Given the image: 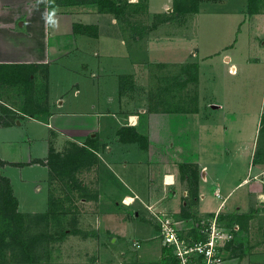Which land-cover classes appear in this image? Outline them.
<instances>
[{
	"label": "crops",
	"instance_id": "0c3cea01",
	"mask_svg": "<svg viewBox=\"0 0 264 264\" xmlns=\"http://www.w3.org/2000/svg\"><path fill=\"white\" fill-rule=\"evenodd\" d=\"M110 1L121 9L122 5L139 7L146 18H159L146 23L152 26L147 33L127 31L123 35L119 18L98 0H50L38 10L31 7L35 0H0V175L8 178L17 211L24 216L47 212L54 196L52 180L67 169L70 177H74L72 170L79 174L75 184L79 193H71L78 201L124 203L138 217L144 208L145 218L156 227L148 223L151 226L139 232L143 239L136 241L148 243L143 256L156 255L154 263L163 246L158 223L145 205L153 204L156 210L176 217L179 204L186 202L194 204L197 217L216 211L220 203L221 211H226L233 201H241L236 205L239 213L247 211L243 195L262 124L256 123L252 138L245 139L229 103L212 101L201 68L221 51L218 46L205 51L197 26L202 19L232 26L220 49L224 50L222 61L234 67L230 72L229 66L228 73L237 76L243 68L236 60L237 48L245 49L246 62L264 61V4L258 0H200L197 12L174 16V0ZM220 8V13L200 17L201 12ZM55 9L58 27L49 29L43 17ZM179 42L191 45L188 58L175 53ZM167 50L172 55L163 54ZM88 56L92 63L84 61ZM70 59L80 65L69 69L75 72L73 79L68 69H54L58 61ZM151 60L197 64V93L191 109L150 107L146 86L137 82H142L138 74L147 72L146 63ZM12 78L20 93L9 91ZM124 78L134 81L133 87L122 89ZM26 106L41 111L31 110L20 117V108ZM263 113L264 100L260 118ZM232 122L238 126L232 127ZM50 153L67 159L64 171L59 164L51 169ZM179 164L196 169V180L189 181V168ZM92 166L97 169L91 180ZM194 186L196 190L191 191ZM106 217L114 220L118 216L108 213ZM260 257L250 264H264V253ZM233 261L225 255L223 264Z\"/></svg>",
	"mask_w": 264,
	"mask_h": 264
},
{
	"label": "rangeland",
	"instance_id": "374dc122",
	"mask_svg": "<svg viewBox=\"0 0 264 264\" xmlns=\"http://www.w3.org/2000/svg\"><path fill=\"white\" fill-rule=\"evenodd\" d=\"M258 1H262L264 4V0ZM222 11V8L214 11L207 10L201 12L200 17H207ZM109 13L117 19L119 18L123 35L127 34V31L134 35L147 33L152 26L146 23H151L159 18H146L139 7L130 9L125 5H122L121 10L115 13L109 10ZM201 21L203 23L197 26V36L205 51L212 52L217 46L219 47L218 51H221L214 55L213 61L202 64L201 72L204 77H207L209 94L213 97L212 101L214 102L227 101L229 103L231 114L236 113L238 125L242 127V131H245L244 138L250 139L256 123L261 120L258 113L264 100V61L254 62L251 60L246 62L244 60L246 52L241 46L236 50V60L243 64V68L240 69L237 76L230 75L227 71L230 63L226 64L222 61L224 50L220 48L226 43L223 40L227 37L228 29L232 26L225 21H218L217 23L212 19L207 21L202 19ZM175 48V53L181 57H189L188 52L191 45L188 43L179 42ZM163 54L172 55L170 50ZM84 61L92 63L93 58L88 56ZM233 61L235 62V60ZM146 64L148 65L147 72L143 70L141 74H138V78L142 82H137V84L146 86L144 92L149 98L151 107L153 104H168L161 106L160 109L188 110L192 108L190 104L194 103L197 93L194 68L186 65L188 63L185 62L165 63L161 60H151ZM78 67L80 65L75 59L64 60V62L58 61L54 65L56 70L57 68L59 70L68 69L70 79H73L75 72L69 69ZM66 77L67 74L65 73V80ZM133 82L130 78H124L121 81L125 85L122 89L133 87ZM15 85L12 82L11 87L8 86L9 91L20 93ZM72 93L73 91L70 90V97H72ZM175 103L179 105H174ZM73 106L75 109L78 107L77 104L73 105L72 103L71 107ZM25 108L34 113L41 111L29 106ZM33 116L37 117V115ZM20 117L22 116L20 115ZM233 124L235 126V123L232 122V127ZM238 125L236 124L235 127ZM262 128V133L258 132L259 137L253 159L254 165L250 164L252 161L249 162V168L252 166L253 169L252 171L248 169V183L245 184V195H243L244 200H246L247 211L246 213H239L236 205L241 201H233L227 206L226 211H221L222 217L227 222H235L239 226L234 239L225 247V255L234 258V264H250L260 261L262 258H258V256L264 253V124ZM96 169V166L91 167V180L95 177L92 173ZM72 172L74 177H70V173L61 172L54 176V181L52 180L54 185L53 198H59V203H57L61 210L47 214V217L32 215L25 216L23 219L22 236L29 238L32 243V252L37 259L34 264H150L155 261L156 255L154 256V254L143 256L148 245L147 242L141 240L138 249L133 247V241L143 239V235L139 232L147 226L156 227L153 224L154 221L148 217L145 218V209H140V216L138 217L134 215V211H130L131 207H123L124 203L98 202L96 199L90 200V203L78 201L79 199L77 200L76 196L71 193L73 191L79 193L75 185L79 180V174L76 170H72ZM73 184L75 186H72ZM60 193L63 195L60 196ZM27 203L34 204L32 200H28ZM23 205L26 204L23 202ZM137 206L135 205L133 208L139 210L140 206ZM175 206L178 209L177 204ZM179 206L180 214L177 215L180 219L192 218L197 220L193 203L186 202L179 204ZM11 213L12 210L0 196V239L3 238L5 242H7L6 236L11 232L13 226ZM108 213L117 214L119 220L118 217L114 220L106 217ZM133 228L135 229L133 230ZM137 256H143V258H137ZM22 260L18 246H13L10 243L0 246V264H26L21 262Z\"/></svg>",
	"mask_w": 264,
	"mask_h": 264
},
{
	"label": "built area",
	"instance_id": "2783aa9c",
	"mask_svg": "<svg viewBox=\"0 0 264 264\" xmlns=\"http://www.w3.org/2000/svg\"><path fill=\"white\" fill-rule=\"evenodd\" d=\"M230 72L234 71L231 65ZM218 196V194H216ZM222 203L211 214L197 220H183L172 214L158 211L153 204L145 205L158 223V235L163 247L170 250L175 264H223L225 247L239 230L237 223H229L221 212ZM138 249L139 242H133Z\"/></svg>",
	"mask_w": 264,
	"mask_h": 264
},
{
	"label": "trees",
	"instance_id": "16d2710c",
	"mask_svg": "<svg viewBox=\"0 0 264 264\" xmlns=\"http://www.w3.org/2000/svg\"><path fill=\"white\" fill-rule=\"evenodd\" d=\"M81 3H92L94 2V0H78V2ZM200 0H174L173 1V10H172V14L174 16H181L184 15L185 13H190V12H197L198 11V2ZM99 5L101 7H105L108 8L110 11L112 12H117L119 9V7H117L114 2L110 1V0H98ZM90 29V28H89ZM188 66H190L191 68H194L195 70V75H196V81L197 82V64L196 63H188L186 64ZM11 81H14V78L11 79ZM151 103H149L150 105ZM157 105V104H156ZM168 105V104H167ZM151 107V105H150ZM152 109H160V107L157 106H153ZM25 113H29V111L26 110L25 107L22 108V111H20L19 116H23ZM4 124H8V122L6 121H1ZM260 123L263 125L264 124V113L261 115V120ZM263 129V128H262ZM66 158H60L58 157L57 154H52L50 153L49 157H48V162H49V166L51 167V169L55 168L59 165H61L62 170L64 171V168L67 163H66ZM180 168H184V167H188L189 169L186 170L187 173H189V181H194V177L196 176L197 173L196 169L190 167L189 165H185V164H179ZM68 171V172H67ZM67 171H65L66 173H70L71 171H69L67 169ZM196 180V177H195ZM196 186L194 187H190L191 191H195ZM0 196L2 198V200L4 201V203L6 205L9 206V208L12 210V230L11 232L6 236L7 238V242H5V240H3V238L0 239V246L5 245V243L7 244H11L13 246H18L20 248L21 254H22V261L26 264H34L37 262L36 257L34 256V253L32 252L33 247H32V243L30 241L29 238H24L22 236L23 234V229H24V215L20 212L17 211V200L16 198L12 195V189L10 187L9 184V180L8 178L1 176L0 175ZM59 203V198H50L49 199V203H48V210L45 214H41L44 217H47V214H52L57 212V210H61L58 207V203ZM65 211V210H63ZM150 264H175V260L172 258L171 252L170 250H168L165 247H162V251H161V255L160 258L158 259V261L154 262V263H150Z\"/></svg>",
	"mask_w": 264,
	"mask_h": 264
},
{
	"label": "clouds",
	"instance_id": "9594fccd",
	"mask_svg": "<svg viewBox=\"0 0 264 264\" xmlns=\"http://www.w3.org/2000/svg\"><path fill=\"white\" fill-rule=\"evenodd\" d=\"M50 0H35V2L31 5L33 9L39 8L41 4H49ZM58 9L51 10L44 16L45 24L49 27V29H54L58 27V17H57Z\"/></svg>",
	"mask_w": 264,
	"mask_h": 264
}]
</instances>
